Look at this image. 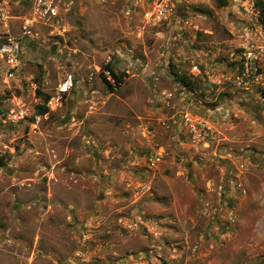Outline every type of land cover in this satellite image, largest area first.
<instances>
[{"label": "rangeland", "instance_id": "obj_1", "mask_svg": "<svg viewBox=\"0 0 264 264\" xmlns=\"http://www.w3.org/2000/svg\"><path fill=\"white\" fill-rule=\"evenodd\" d=\"M76 2L67 33L39 28L21 55L48 93L70 72L76 85L0 163V264H264V60L254 86L232 81L264 45L256 0ZM118 45L146 72L115 89L103 68ZM183 109L209 122L207 141Z\"/></svg>", "mask_w": 264, "mask_h": 264}, {"label": "built area", "instance_id": "obj_2", "mask_svg": "<svg viewBox=\"0 0 264 264\" xmlns=\"http://www.w3.org/2000/svg\"><path fill=\"white\" fill-rule=\"evenodd\" d=\"M76 3V0H0V159L15 152V142L18 140L15 132L19 131V126L25 123V128L29 132H37L40 124L52 111L62 106L76 85L75 75L70 72L53 91L48 93L45 88L39 86L34 73L26 72L28 71L26 64L22 63L21 58L25 53L27 41L37 40L39 28L48 29L52 35L63 36L67 33L65 15L76 9ZM166 3H161L158 7L161 15L168 11ZM19 7L25 11L19 12ZM15 20L18 22L12 23ZM263 60L264 45L248 47L243 58V69L234 75L233 83L249 89L260 82L263 79L261 71ZM111 68L121 79L146 72L143 63L122 45L109 50L103 68L107 81L118 89L123 85V80L117 82ZM193 68L199 70L197 65ZM40 90H45L49 94L48 99L44 100V97L39 96ZM25 91L30 93L26 96ZM177 94L176 90L162 89L157 98L173 109L175 105L171 104ZM40 105H45L48 111L42 113L38 107ZM178 112L192 141L204 142L211 137L212 128L208 121L195 118L194 113L188 109ZM159 123L166 124V121L160 118ZM144 131L148 135L153 134L149 125H145ZM163 159L164 151L153 153L150 157V166L157 167Z\"/></svg>", "mask_w": 264, "mask_h": 264}, {"label": "trees", "instance_id": "obj_3", "mask_svg": "<svg viewBox=\"0 0 264 264\" xmlns=\"http://www.w3.org/2000/svg\"><path fill=\"white\" fill-rule=\"evenodd\" d=\"M256 4L260 7L261 15L260 19L264 26V0H256ZM111 73L113 77L116 79L117 82H120L122 79L119 77V75L111 68ZM176 82L180 83L184 88L188 89L189 91H195V85L192 83V81H188L185 76H179L178 73L174 74ZM109 83V82H108ZM109 85L113 88V86L109 83ZM41 95H43L44 100L48 99L49 94L39 91ZM40 111L42 113H45L48 111V108L45 105L38 106ZM3 159H0V163H2Z\"/></svg>", "mask_w": 264, "mask_h": 264}]
</instances>
